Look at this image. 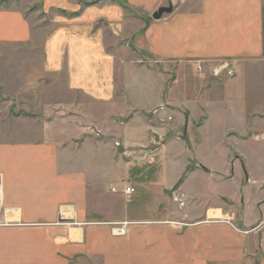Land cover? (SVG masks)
Here are the masks:
<instances>
[{
    "label": "crops",
    "instance_id": "1",
    "mask_svg": "<svg viewBox=\"0 0 264 264\" xmlns=\"http://www.w3.org/2000/svg\"><path fill=\"white\" fill-rule=\"evenodd\" d=\"M126 2L127 9L123 0H56L73 14L51 25L0 6V90L16 95L0 99V264H264V141L257 136L264 130V0ZM169 4L170 12L152 18ZM131 38L145 52L130 48ZM146 54L152 64L141 59ZM193 60H231L235 73L211 79L194 72ZM40 82L49 83L34 94L85 100L70 105L85 121L124 119L120 136L134 156L123 162L126 181L112 185L116 192H109L111 148L57 143L67 130L48 125L35 142L22 125H7L3 102L6 109L27 102ZM214 107L239 126L209 145L202 127ZM202 148L221 154L223 164L204 160ZM88 150L90 159L77 158ZM170 168L175 174L164 179ZM198 173L214 185L232 182L236 197L223 191L211 202L188 182ZM125 186L134 192L124 194Z\"/></svg>",
    "mask_w": 264,
    "mask_h": 264
},
{
    "label": "rangeland",
    "instance_id": "2",
    "mask_svg": "<svg viewBox=\"0 0 264 264\" xmlns=\"http://www.w3.org/2000/svg\"><path fill=\"white\" fill-rule=\"evenodd\" d=\"M48 1L49 2H46L45 0H0V6L6 7V8L10 6L20 7V9H23L24 13L30 16V18L33 21L40 20L41 23L45 21L44 25L45 23H48L49 25H51L50 22L56 21L59 16L69 17V15L73 14V12L65 11L62 8L56 7L54 5L56 3V0H48ZM73 1L75 0H71V2ZM76 1H78V3H81V4H86V3L87 4H90V3L97 4L100 2L102 3L116 2L119 0H76ZM123 2L125 3L126 9H127L126 0H123ZM171 9H172V6H171ZM129 15L141 18L142 12L139 9H134V10L129 9ZM150 19L151 18L147 16L146 17L147 21L145 24H147V22H149ZM141 30L142 28L140 27L139 32H141ZM129 47L132 48L134 51H138L140 49V47L139 49L136 48L137 46L134 40H132V38L129 40ZM139 52H145V51L143 49H140ZM141 59L149 64H152L154 61L147 54L145 55V58L142 57ZM223 61L225 63H228L227 69H229L230 67L231 70L233 71L232 74H228L227 70H222V74H220L219 76H214L211 73L210 68L211 66L215 64H211V65L206 64V63L203 64L201 60H193L191 61V64H192L194 72L198 74H205L206 71H209V74L212 77L211 79L226 78V77L233 76L235 73V67H234L233 61L231 60H223ZM36 62H38V59H35V63L33 65L34 67L38 66V63L36 64ZM13 63L14 61L12 60H8L6 62V64L10 66H15V64ZM198 65L201 66L200 69H197ZM167 66L170 69H168L166 73H169L173 69V65H171L170 63H167ZM173 75L166 77L167 83L170 82V80L173 78ZM48 83L49 82L34 83L35 86H34L33 91L29 92L28 95H26V100H28L27 102L22 101V100H18L13 103L11 102V104L9 105L7 109L4 106L5 102H3L2 114L6 113L7 116L9 117L8 121L10 122V123L8 122L7 125L10 126L9 124H11L13 127L15 126V123H17L16 124L17 126L22 125L23 129L25 128L27 129V131L32 133V135L34 136L35 142H40V140L43 141V139L47 137V135L45 134V126L46 127L50 126V131L51 132L54 131L55 133H58L59 131L63 132L67 130L66 135L68 137L64 136V139L56 141L57 143L66 142L69 144L72 142V147L76 148L78 145L82 149L89 148V146L111 148V150L113 151L114 173H113V178L111 179V185L109 188V192H113V193L116 192L117 189H115V187H112V185L116 186L115 184L117 182L119 183L120 186H122L126 181L120 172L122 168V164L123 162H125L126 160L134 156L133 153L132 154L127 153V148L123 144L121 136H120V127L122 126V122L124 119H122L120 116H116L115 118L112 119L114 121H111L110 123H107V124H105V122H101V124H96V123H92L89 121H85L84 120L85 114L83 113V110L80 113H77L70 107L72 103L77 102V101L86 103L85 100L82 101V99L78 98L77 95L76 96L66 95L64 99H62L61 96L58 97V94L52 95L48 91H43L41 94H38V95L34 94L37 88L43 90L45 89L46 84ZM5 92L12 94V92L8 89L7 91L0 90V99L3 101L5 99L10 100L9 97H4V94H6ZM12 95H15V94H12ZM55 115L58 116L59 118H56ZM209 116H210V119L205 124V126L202 127V132L204 133L205 137L209 138V140H206V142H208L209 145L218 143L219 142L218 140L221 138V136H223V132L228 130L229 127H231L234 130L235 128L237 129L239 126L236 123H231V125H229V123H227L226 121L227 118L225 120L222 119L223 117H225L223 115L218 117L219 115H218L217 107L210 108ZM63 119L65 121H68V119H71L69 120L71 121L70 122L71 124H69L68 122L66 123L63 122L64 124H60V122H57V121H61L62 123ZM48 122H50V124H46ZM56 122L59 124V129H58ZM52 125H54V127ZM177 125H178L177 126L178 130L180 132L184 131L182 122ZM225 148L227 151L228 150L232 151L235 148L231 137L226 138ZM201 152H204L203 154H201L202 158L208 161L209 163L223 164L221 154L218 157L216 153L214 154L212 153V150L208 151L205 148H202ZM91 154L92 152L90 150L82 151L81 154H78L77 158L78 159L82 158V160L85 158L90 159ZM143 156L145 158H148V155H143ZM183 159H184L183 156L179 158V161L181 164H184ZM173 173L174 172L172 168L165 170L163 173L164 179H167V180L172 179ZM188 180H189L188 182H190V185L192 186L198 185L199 190H202L205 193L208 192L210 194L209 200L211 202H213L216 198H221V194L223 191L230 198L236 197L237 195L236 187H235L236 185H234L232 182H229V181L225 183H220L219 185H214L212 182L208 183L207 177L199 173L191 175L188 178ZM252 191L253 193L255 192L254 190ZM246 192L247 194L246 193L245 194L248 196V198L252 202L253 199L255 198L254 195L253 194L251 195L250 191H246ZM257 195L259 194L257 193ZM250 208L252 209L251 204L247 207V211H249ZM120 228L122 229L121 226H117L116 228H114V233L120 234L121 232H118Z\"/></svg>",
    "mask_w": 264,
    "mask_h": 264
},
{
    "label": "built area",
    "instance_id": "3",
    "mask_svg": "<svg viewBox=\"0 0 264 264\" xmlns=\"http://www.w3.org/2000/svg\"><path fill=\"white\" fill-rule=\"evenodd\" d=\"M201 66H197V69H200ZM228 68V63H225L224 61H220L219 63L211 66L210 71L214 76H219L220 74H222V70H227L228 74H232V70L229 67ZM258 138L264 141V130L260 133L257 134ZM113 189V188H112ZM0 191H1V184H0ZM134 192V188L132 186H125L123 189V193L124 194H131ZM118 232H122V229L120 228L118 230Z\"/></svg>",
    "mask_w": 264,
    "mask_h": 264
},
{
    "label": "water",
    "instance_id": "4",
    "mask_svg": "<svg viewBox=\"0 0 264 264\" xmlns=\"http://www.w3.org/2000/svg\"><path fill=\"white\" fill-rule=\"evenodd\" d=\"M170 11H171V4H169L168 6H161L156 11H154V13L152 14V18L158 19L161 17L163 13Z\"/></svg>",
    "mask_w": 264,
    "mask_h": 264
}]
</instances>
